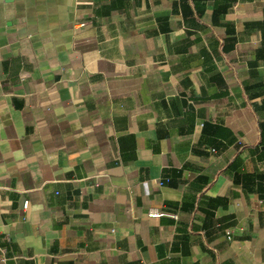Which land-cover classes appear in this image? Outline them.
<instances>
[{
    "label": "crops",
    "instance_id": "1",
    "mask_svg": "<svg viewBox=\"0 0 264 264\" xmlns=\"http://www.w3.org/2000/svg\"><path fill=\"white\" fill-rule=\"evenodd\" d=\"M0 264H264V0H0Z\"/></svg>",
    "mask_w": 264,
    "mask_h": 264
},
{
    "label": "built area",
    "instance_id": "2",
    "mask_svg": "<svg viewBox=\"0 0 264 264\" xmlns=\"http://www.w3.org/2000/svg\"><path fill=\"white\" fill-rule=\"evenodd\" d=\"M26 208L28 207V203L25 204ZM150 216H153V217H159L161 216L160 213H157V212H152L150 213ZM229 239H231V237H229Z\"/></svg>",
    "mask_w": 264,
    "mask_h": 264
}]
</instances>
